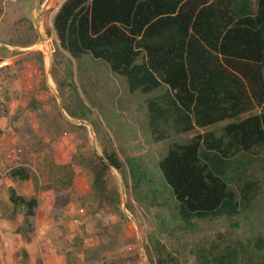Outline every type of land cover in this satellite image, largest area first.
<instances>
[{
  "label": "trees",
  "instance_id": "16d2710c",
  "mask_svg": "<svg viewBox=\"0 0 264 264\" xmlns=\"http://www.w3.org/2000/svg\"><path fill=\"white\" fill-rule=\"evenodd\" d=\"M51 29L59 50L90 54L143 95L149 135V147L128 153L77 92L76 106H64L91 124L101 148L79 161L91 175V212L114 217L97 220L94 245L74 233L63 248L67 263L102 261L135 241L124 233L119 187L110 184L115 169L125 209L146 225L149 264H264V0H63ZM160 143L166 151L157 159ZM49 163L40 185L25 164L7 174L52 189L56 199L69 193L73 173L68 163ZM37 208L35 195L8 188L3 216L21 217L16 232L26 243ZM109 263L139 264L137 249Z\"/></svg>",
  "mask_w": 264,
  "mask_h": 264
},
{
  "label": "rangeland",
  "instance_id": "374dc122",
  "mask_svg": "<svg viewBox=\"0 0 264 264\" xmlns=\"http://www.w3.org/2000/svg\"><path fill=\"white\" fill-rule=\"evenodd\" d=\"M62 1L0 0V153L11 147L16 157L28 156L27 162L41 184V172L49 170V162L68 163L73 173L69 193L61 192L55 199L52 191L34 189L29 180L13 181L7 174L10 157L0 154V264H34V256L41 249L47 252L40 251L43 264H68L63 248L74 233L83 238L84 247L91 246L98 242L97 220L104 224L114 220L109 213L91 212V175L79 161L92 152L101 155V148L91 124L70 116L64 109L66 103L76 106L75 92L93 109V118L101 122L115 146H123L128 153L137 144L149 147L143 95L139 91L131 93L124 78L112 73L103 61L90 54L74 59L58 49L51 20ZM48 39V45L43 43ZM58 81L63 82L61 87ZM153 147L163 148V153L155 155L157 159L164 155L165 144ZM110 184L119 187L122 208L128 217L124 233L135 241L115 248L102 261L81 264H110L112 258L127 256L134 248L139 264H149L144 249L146 225L125 209L127 195L115 169ZM10 187L38 198L36 228L27 248L15 244L17 222L3 216ZM23 248L28 258L23 257Z\"/></svg>",
  "mask_w": 264,
  "mask_h": 264
},
{
  "label": "crops",
  "instance_id": "0c3cea01",
  "mask_svg": "<svg viewBox=\"0 0 264 264\" xmlns=\"http://www.w3.org/2000/svg\"><path fill=\"white\" fill-rule=\"evenodd\" d=\"M3 151V150H2ZM2 153H3V156L5 157H7V158H9V161H10V163H9V167H8V169L10 168V167H12L13 165H16V164H25V165H28L29 167H30V165L28 164V162H27V160H29V158H28V156H25V154H23V156L22 157H20V155H18L17 154V157L15 156L16 154L13 152V150L11 149V147L9 148V151H7V152H5V151H3V152H1L0 154L2 155ZM7 169V170H8ZM14 181V180H13ZM31 183H32V185H33V182L31 181V180H29ZM38 184L40 185L41 183H40V180L38 179ZM15 182H18V181H15ZM59 186V185H58ZM13 188V187H12ZM33 188L34 189H36L35 187H34V185H33ZM39 189V188H38ZM46 191H52V189H49V190H46ZM53 192V191H52ZM20 220H21V217L20 216H17L16 218H15V220H12V221H14V222H17V225H16V227L18 226V224H19V222H20ZM16 231V230H15ZM16 235H17V241L15 242V244L17 245V246H19V247H25V248H27L28 246H27V244H29L32 240H33V236H34V234H33V236H32V239H31V241L30 242H28V243H26V242H24L23 240H22V238L20 237V235L16 232ZM25 248H23L22 249V252H23V250L25 251V253H26V250H25ZM40 251H43V252H45V253H47L46 252V250L45 249H41ZM40 251L36 254V256H34V259H35V263L34 264H36V259L37 258H39L40 260H41V257H40ZM27 255V254H26ZM27 258H28V256H27ZM41 263L43 264V261L41 260Z\"/></svg>",
  "mask_w": 264,
  "mask_h": 264
},
{
  "label": "built area",
  "instance_id": "2783aa9c",
  "mask_svg": "<svg viewBox=\"0 0 264 264\" xmlns=\"http://www.w3.org/2000/svg\"><path fill=\"white\" fill-rule=\"evenodd\" d=\"M49 41H50L49 39H48V40H44L43 43H45V44L48 45ZM41 45H43V44H39V47H40ZM40 50H41V52L44 51L42 48H40ZM49 53H50V51H49ZM46 55H47V53H46Z\"/></svg>",
  "mask_w": 264,
  "mask_h": 264
},
{
  "label": "water",
  "instance_id": "95a60500",
  "mask_svg": "<svg viewBox=\"0 0 264 264\" xmlns=\"http://www.w3.org/2000/svg\"><path fill=\"white\" fill-rule=\"evenodd\" d=\"M80 122H84L83 120H80Z\"/></svg>",
  "mask_w": 264,
  "mask_h": 264
}]
</instances>
